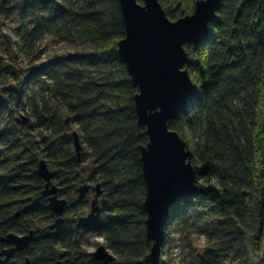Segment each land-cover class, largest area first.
Segmentation results:
<instances>
[{"label": "trees", "instance_id": "1", "mask_svg": "<svg viewBox=\"0 0 264 264\" xmlns=\"http://www.w3.org/2000/svg\"><path fill=\"white\" fill-rule=\"evenodd\" d=\"M2 1L0 19L19 18L28 49L46 35L71 36L88 48L28 67L0 63L15 82L0 90V123L6 119L0 131V238L35 234L7 264H101L82 250L86 234L103 238L115 255L112 264H146L151 242L138 148L148 138L137 125V90L116 51L124 37L118 1L21 0L12 7ZM195 1L158 0L174 21L187 16ZM184 49L194 91L167 126L190 143L198 191L170 206L165 236L173 223L188 227L203 213L214 217L211 229L221 233L228 252L242 264H262L252 260L262 255L264 261V0H223L208 36ZM28 128L35 135L22 133ZM73 132L85 151L81 159L72 149ZM41 160L66 201L68 219L54 235L37 174ZM84 161L91 164L88 180L101 187L100 214L93 227L77 228L85 197L70 201ZM6 247L0 241V251ZM208 255L213 264L214 254Z\"/></svg>", "mask_w": 264, "mask_h": 264}, {"label": "water", "instance_id": "2", "mask_svg": "<svg viewBox=\"0 0 264 264\" xmlns=\"http://www.w3.org/2000/svg\"><path fill=\"white\" fill-rule=\"evenodd\" d=\"M124 25V37L116 43L117 55L124 65L132 86L137 125L145 128L148 141L140 146L139 162L145 184L142 209L146 237L151 242L144 258L146 264H162L161 252L165 240L169 208L198 191L196 171L190 162V150L185 141L167 123L181 110L194 91L187 71L190 62L184 45H198L208 36V24L215 18L223 0H196L190 15L169 20L158 0H117ZM27 123L26 118H22ZM76 158L81 145L72 133ZM37 174L44 182L42 195L54 216L49 226L51 235L64 222V199L58 198L51 185L53 173L44 161H39ZM88 185L78 188V198L86 196ZM90 203V211L77 219V228H90L97 223L100 209L97 200L99 184ZM262 221L264 224V189L262 192ZM35 239L30 231L25 235L8 234L0 241L7 245L0 251V264H7L15 253L25 250ZM101 264H112L114 256L100 245L92 253ZM26 264H30L26 260Z\"/></svg>", "mask_w": 264, "mask_h": 264}, {"label": "rangeland", "instance_id": "3", "mask_svg": "<svg viewBox=\"0 0 264 264\" xmlns=\"http://www.w3.org/2000/svg\"><path fill=\"white\" fill-rule=\"evenodd\" d=\"M5 1L7 0H3L1 4H4ZM20 1L21 0H8V7H12L14 4H19ZM140 4H142L141 1ZM160 4L163 5V2H160ZM193 8L194 7L190 9V13L188 15L193 12ZM25 29L26 28L23 24H21L18 17L0 19V63H6L16 68L28 67L30 65H38L54 57L82 50L87 51L88 49L86 47L82 48L83 46L78 44L77 41L73 43L70 38L71 36L65 35L60 37L46 35L43 40L36 42L32 49H28V43L22 36ZM8 73L9 72H7L6 69H0V90L4 85H13L15 83L12 76ZM22 115L25 116L24 114ZM16 118L21 121V118H19L18 115H15V119ZM5 121L6 119H4V122ZM4 122L0 123V131L3 130ZM22 133H25V135L27 134V136L35 135V131L30 130L29 128L27 131L22 130ZM186 143L188 147H190V143L187 141ZM1 144L2 141H0V147ZM80 145L81 155L79 158L81 159L85 151L83 150L82 144ZM72 149L74 150L73 145ZM82 163L83 164L79 170L80 181L75 187L76 195L72 201H70V205L78 199L79 187L82 185H88L91 189H89L90 191L84 198L85 206L83 208V212L79 216H85L89 213L90 203L95 195L94 188L98 184V182H91L88 180L91 165L90 162L84 161ZM51 185L56 189L59 188L58 184H56L54 180H52ZM100 189L101 187H99V191ZM58 198L64 199L61 196ZM97 200L99 204V199L97 198ZM63 217L67 218L64 215ZM198 218L199 221L197 220L196 222L190 220L188 227L181 228L175 223L170 226L166 233L164 245L162 247L161 262L164 264H211L209 263L210 255H208V253H213L215 256L213 264H242V259L236 252H228V244L224 243L225 240L221 233L217 231H214L213 233L211 227L216 225L214 223V217L206 218V216L201 213ZM100 245L104 246V240L102 237L95 234H86L83 238L81 248L87 253H93ZM251 250L252 248L250 247V253L252 252ZM108 252L115 257L113 252L109 250ZM252 261L254 263L256 261H259L262 264L264 263L262 255L261 258L259 256L258 259H254Z\"/></svg>", "mask_w": 264, "mask_h": 264}, {"label": "flooded vegetation", "instance_id": "4", "mask_svg": "<svg viewBox=\"0 0 264 264\" xmlns=\"http://www.w3.org/2000/svg\"><path fill=\"white\" fill-rule=\"evenodd\" d=\"M90 189H91V188H90ZM89 191H90V190H89ZM89 191H88V192H89ZM86 195H87V194H86Z\"/></svg>", "mask_w": 264, "mask_h": 264}]
</instances>
